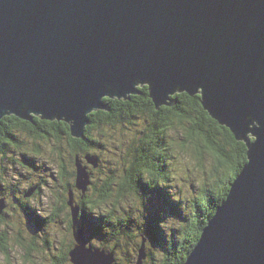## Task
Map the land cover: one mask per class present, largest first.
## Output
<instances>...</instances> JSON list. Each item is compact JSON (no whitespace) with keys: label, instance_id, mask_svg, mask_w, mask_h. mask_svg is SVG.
I'll list each match as a JSON object with an SVG mask.
<instances>
[{"label":"water","instance_id":"1","mask_svg":"<svg viewBox=\"0 0 264 264\" xmlns=\"http://www.w3.org/2000/svg\"><path fill=\"white\" fill-rule=\"evenodd\" d=\"M144 84L156 108L199 94L247 149L183 264H264V0H0V119L61 120L83 137L88 114L109 109L102 95L128 99ZM69 204L77 242L71 193ZM87 251L73 245L71 262L115 264Z\"/></svg>","mask_w":264,"mask_h":264},{"label":"rangeland","instance_id":"2","mask_svg":"<svg viewBox=\"0 0 264 264\" xmlns=\"http://www.w3.org/2000/svg\"><path fill=\"white\" fill-rule=\"evenodd\" d=\"M96 123L90 125L96 129L95 131L90 129L89 134L90 138L93 137L92 140H97L98 143L91 147L80 141L82 145L80 148H85L86 151L81 150L77 153L74 152L67 134L62 138L53 135L42 139L35 132L29 134L28 131L20 127L18 129L12 123L9 124L11 131L14 132L13 135L18 140L16 141L18 145L13 144L17 147L12 146L4 150L0 148V199L5 205L0 213V264H74L70 258L59 262V257L66 252L68 244L72 247L77 244L81 253L90 254L87 250H100V247L105 244L103 240L90 241L89 236L81 230L79 224H76V229L82 236L80 240L78 239L79 241H75L71 233L74 230L72 227L74 223L73 205L69 204L70 193L75 201L81 200L89 205L91 225L97 226L103 221L98 218L110 219L111 224L106 229L105 225L96 227L99 231L108 233H111L110 226L120 217L145 221L144 217L154 218L157 212L155 209L161 212V208H164L157 198L158 192L153 190L146 197L136 194L132 190L130 181H127V185L124 184L125 176H127L124 171L132 167L134 148L153 135L151 132L141 133L149 124V119L146 116H140L137 120L116 124L113 128ZM98 126L101 129H97ZM184 128L187 127L182 123V125L178 124V128L169 126L167 129L174 158L171 162L168 161L170 170H165L164 175L159 178V183L164 182L165 176L168 177L165 181L168 185L171 177L175 179V187L179 189L169 187L168 191L174 194L179 192L178 195L181 197L179 206H185L183 213L190 216L193 212V207L190 206L193 204L192 200L200 196L199 188L203 185L207 188L206 185H211L213 181L210 168L215 157L209 153H203V156L198 159L194 153L193 144L182 137V134H186ZM128 146L129 154L125 157V149ZM95 156L98 158L96 159ZM93 158L95 162L90 161ZM77 160L84 164L82 167H86L88 179L91 174L89 179L91 184L88 189L87 186L82 189L79 182H77L79 187L77 186L75 173ZM149 165L146 164V167ZM109 168L112 170L110 174L107 173ZM88 198L94 199L95 202H87ZM18 200L21 203H18ZM77 209L80 211L79 206ZM170 212H172L171 209L163 212L166 214L165 220L172 215ZM38 218H43L44 222L43 228L36 231L34 227H38ZM170 220L162 224L166 234L164 238L173 240L174 237H182L183 227L187 222L183 220H171V222ZM147 222L148 231L151 233L154 223L151 225L149 221ZM128 227L122 239L115 244L114 240L110 239L106 245H116V248L112 247L110 252L114 253L117 264H138L140 249L143 247L145 257L141 264H147L146 250L152 242L143 236L140 224V228L133 229V225L129 222ZM144 230L146 235L147 229ZM118 232L119 230L116 229L115 234ZM43 239L49 241L51 245H43ZM165 255L161 251H155L154 264L163 263ZM104 257L94 254V264L103 262Z\"/></svg>","mask_w":264,"mask_h":264},{"label":"trees","instance_id":"3","mask_svg":"<svg viewBox=\"0 0 264 264\" xmlns=\"http://www.w3.org/2000/svg\"><path fill=\"white\" fill-rule=\"evenodd\" d=\"M138 90L140 91L139 94H131L128 99H118L116 97L113 99L105 98L106 102L109 104V109L93 110L88 114L89 122L85 126L83 137H73L70 133L69 124L65 121L49 120L39 116H33V122H29L13 115L4 116L0 122V148L4 150L12 146L17 147L16 145H18L16 142L18 140H16V137L13 135L14 132L11 131L9 126L10 123L18 129L20 127L26 132L28 131L29 134L35 132L42 139H45L44 137L46 136L51 137L53 135L62 138L63 135L67 134L69 141L73 145L74 152L77 153V151L80 152L81 150L86 151L85 148H80V146H82L80 141L84 143V145H90L91 147L98 143L97 140H92L93 137L90 138V129L94 131L96 129L94 126L90 127L92 123L97 122L100 126L113 128L116 124L137 120L140 116H146L149 119V124L141 133L151 132V135H153L146 142L142 141L139 145H136L134 148L132 167L130 170H126V172L132 179V190L136 193L142 191L144 188H146L148 192L156 189L159 195L164 197L161 192V186L168 187V184L165 183L168 177L165 176L163 178L164 182L161 181V183H159V178L164 175L163 170L166 168L169 161L167 153H169L170 156L172 154L167 129L169 126L178 128V124L182 125L183 123L187 128H184L186 134H182V137L184 140L193 144L196 157L199 159L203 156V153H209L215 157L216 162L214 161L210 168V176L213 181L211 185H206L207 188H204L205 185L200 188V196L195 197L194 201H192L193 204L190 205L193 207V212L190 216L183 215V209L179 207L176 198L175 201H170L171 214L173 216L186 218L187 220V224L183 227L184 231L182 237H174L173 240L165 239L164 235L166 234L160 224V220L164 216L161 212L157 213L159 215L156 217V222L153 225L150 222L153 228L151 227L152 244L149 248L152 250L146 252L147 264H154L155 258L153 254H155V251H161L167 255L163 257L164 262L161 264H169L170 262H173L172 264H183L192 250V247L196 244L202 228L208 223V220L215 213L217 206L226 197L231 181L241 169L242 165L246 163L247 149L243 141L237 140L228 127L221 125L204 109L199 94L189 95L186 92L176 93L171 97L175 100V103L171 105H160L156 108L148 95L147 87L144 86L138 88ZM21 123H28L30 128H26V126L21 125ZM100 126H98L97 129H101ZM60 149L62 148L60 147ZM128 154L129 146L125 149V157ZM87 156H89V154ZM96 157L97 156H95V158ZM171 157L173 158L174 156ZM146 164L150 165L146 167ZM81 165L83 166L84 164L81 163ZM75 173L77 183V171ZM107 173H112V170L109 168ZM89 175V179H91V174ZM89 179L87 189L91 184ZM124 184L127 185V180L124 181ZM156 195L158 199L162 200L158 194ZM170 198L169 196L165 197L168 201ZM72 200L74 205L78 204L76 205L77 208L79 206L80 211H78L76 222L79 224L81 230L89 236L90 241L103 238L106 244L110 239L104 236L103 230L99 231L96 227H103L104 225L106 227L110 225V219L103 220L102 218H98V220L103 221L98 223L97 226L91 225L90 214L88 213L89 205H86L85 202L81 200L75 201L73 195ZM99 200L101 201L100 197ZM87 202L95 201L92 198H88ZM194 208L196 209L194 210ZM149 219L150 218H147V220ZM152 219L154 220L155 218ZM38 222H40L37 225L39 228L34 227L36 231L43 228L44 219L38 218ZM121 223L119 229L117 226L114 227L112 225L111 233H114L116 229L119 230V234L127 233V228H129L128 219L126 217H121ZM71 233L73 234V232ZM32 237L35 238V236ZM115 243L116 241H114V244ZM43 245L49 246L51 244L49 241L43 239ZM71 247L72 246L68 244L66 252H64V254L62 253V257H59L60 263L68 260ZM102 247H104V251L108 253L112 250V247L116 248V245H103Z\"/></svg>","mask_w":264,"mask_h":264},{"label":"bare ground","instance_id":"4","mask_svg":"<svg viewBox=\"0 0 264 264\" xmlns=\"http://www.w3.org/2000/svg\"><path fill=\"white\" fill-rule=\"evenodd\" d=\"M144 86L147 87V90H148V86H147V84L141 85V86H139L138 88H141V87H144ZM177 93H181V92H177ZM175 94H176V93H175ZM148 95H149V93H148ZM173 95H174V94H173ZM173 95L170 96V98L168 99V102H172V101H171V100H172L171 97H172ZM105 98L113 99V98H115V97H109V96H107V95H102V96H101V98L99 99V102L102 103V104H104V105H105V104L108 105V103L106 102ZM162 105H165V104H162ZM97 110H98V109H97ZM101 110H103V109H101ZM40 170H41V169H40ZM85 170H86V167H85ZM116 222H117V221H116ZM39 223H40V222H39Z\"/></svg>","mask_w":264,"mask_h":264},{"label":"flooded vegetation","instance_id":"5","mask_svg":"<svg viewBox=\"0 0 264 264\" xmlns=\"http://www.w3.org/2000/svg\"><path fill=\"white\" fill-rule=\"evenodd\" d=\"M21 125L26 126V128L29 127V124H28V123H21ZM26 128H25V129H26ZM29 128H30V127H29ZM124 172L127 174L126 171H124ZM124 176H125V175H124ZM125 179H126L127 181H130V182L132 181V179H131V177H130L129 174H127V176H125ZM18 203H21L20 200H18ZM114 241L117 242L116 239H114ZM113 243H114V242H113ZM106 244H107V243H106ZM106 244H105V245H106ZM102 248H103V250H104V247H102ZM108 248H109V247H108ZM126 254L129 255V252L127 253V251H126ZM116 262H117V261L115 260V264H117Z\"/></svg>","mask_w":264,"mask_h":264},{"label":"snow or ice","instance_id":"6","mask_svg":"<svg viewBox=\"0 0 264 264\" xmlns=\"http://www.w3.org/2000/svg\"><path fill=\"white\" fill-rule=\"evenodd\" d=\"M85 255H87V253Z\"/></svg>","mask_w":264,"mask_h":264}]
</instances>
